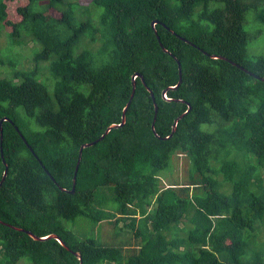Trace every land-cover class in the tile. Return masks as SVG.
I'll return each mask as SVG.
<instances>
[{
    "label": "trees",
    "instance_id": "1",
    "mask_svg": "<svg viewBox=\"0 0 264 264\" xmlns=\"http://www.w3.org/2000/svg\"><path fill=\"white\" fill-rule=\"evenodd\" d=\"M91 2L0 0V264H264V0Z\"/></svg>",
    "mask_w": 264,
    "mask_h": 264
},
{
    "label": "rangeland",
    "instance_id": "2",
    "mask_svg": "<svg viewBox=\"0 0 264 264\" xmlns=\"http://www.w3.org/2000/svg\"><path fill=\"white\" fill-rule=\"evenodd\" d=\"M68 2H81L83 5H91V0H66ZM254 20V19H253ZM252 21V20H251ZM258 22L261 24V27L258 25ZM252 28H260L264 32V24L261 23L259 20L252 21ZM33 42L28 47L25 46H18L16 48V52L23 57V62L26 64V67H29L31 65L30 62H28V59L31 55L30 47L33 46ZM6 46V38L0 37V47ZM250 50L257 54H264V35L260 37V40H254L253 43L250 45ZM163 175L164 180V186L168 187L172 183L179 184L182 183V179L184 177L188 178L190 174V165H189V159L186 158V156L183 157L180 156V159L177 160L174 158L171 160V165L167 170L159 172V176ZM69 228L73 229V231L80 236L81 238H89L94 237L101 240H109L111 241V237H113L112 227L105 226V223L102 225V223H93L88 219L85 218H78L74 222L67 223ZM184 224L179 225L180 228H182ZM123 227V223H120L119 228ZM112 229V230H111ZM121 234H124V236L119 237L118 239L112 240L116 241L118 243H122V245L127 248L129 247V238L131 234H128L127 229H125ZM22 263L29 264L28 261L22 260Z\"/></svg>",
    "mask_w": 264,
    "mask_h": 264
},
{
    "label": "water",
    "instance_id": "3",
    "mask_svg": "<svg viewBox=\"0 0 264 264\" xmlns=\"http://www.w3.org/2000/svg\"><path fill=\"white\" fill-rule=\"evenodd\" d=\"M156 23H157V22H156ZM156 23H153L154 27H155V24H156ZM213 58L216 59V58H219V57H218V56H213ZM220 58H221V57H220ZM137 76H140V75L137 74L136 77H137ZM136 77H134V78L136 79ZM180 83H181V81H179V84H180ZM133 84H134V86L136 85L135 80L133 81ZM179 84H178V86H176V87H174V88H172V89H177V88L179 87ZM134 94H135V88H134L133 94H132V96H131V100L134 98ZM130 104H131V101L128 103V105L126 106V108H125L124 111H123L122 123H121V124H114V125L110 126V127L108 128V130L106 131V133H108L109 131H111V130L114 129V128H118V127H121V126H124V125H125V123H126V113H127V110H128V108H129ZM189 110H191V108H189ZM189 110L187 111V113L189 112ZM157 112H158V109H157V106H156V114H155V118H154L153 125H152V129H153L154 133H156V117H157ZM180 118H181V117H179V118L176 120V123H175V125H174V130L176 129V126H177V124H178V120H179ZM3 120H6V118L3 119ZM2 123H3V121L0 123V129H1V142H3V135H2V133H3V128H2ZM102 138H104V136H102ZM94 144H95V143L84 144V145H82V147H81V149H80L79 160H78L77 168H76V171H75L74 188H75V181H76L77 173H78V170H79V165H80V162H81V159H82L83 151H84L85 148H88V147H90V146H92V145H94ZM1 151H2V150H1ZM3 156H4V155H3V151H2V157H3ZM3 162H4L5 166H6V169H5V172H4V177L2 178V181L0 182V188H1L2 184H3V182L5 181V179H6L7 175H8V170H9L8 165L6 164V161L3 160ZM63 190H65V189H63ZM72 192H74V189H73ZM26 232H27L32 238H34L35 240L43 241V240H48V239H56V240H58L62 245L66 246V243H65V242H64V241H63L58 235H56V234H52V235H49V236H47V237H38V236H36L35 234H33V233L29 232V231H26ZM74 253L76 254L77 257H79V259H80V264H83V259H82L81 254H79L78 252H74Z\"/></svg>",
    "mask_w": 264,
    "mask_h": 264
}]
</instances>
